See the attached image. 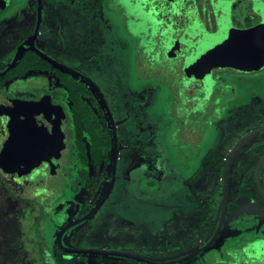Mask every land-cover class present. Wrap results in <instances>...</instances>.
Instances as JSON below:
<instances>
[{
	"label": "rangeland",
	"instance_id": "rangeland-1",
	"mask_svg": "<svg viewBox=\"0 0 264 264\" xmlns=\"http://www.w3.org/2000/svg\"><path fill=\"white\" fill-rule=\"evenodd\" d=\"M57 1L49 7L44 20V36L40 35L42 48L100 87L116 120L119 143L123 147L112 195L103 209L76 228L75 234L81 230L87 233L82 243L79 239L76 241L79 242L77 246L140 254V257L156 263L185 257L199 249L202 242L211 239L217 227L222 206L225 159L244 136L264 123L262 108L254 110L247 107L242 116L239 103L231 101L229 106L224 103L228 108L224 113L227 119L221 126L206 127L213 117H218V111L212 109L213 104L218 106L222 101L221 95L213 100L215 90L219 93L217 84L221 85V80L231 81L232 76H239L241 80L243 77L238 73L245 72L241 70L264 67L263 60L260 64L252 62L247 69L229 61L234 47V26L246 27L253 21L246 16L235 17L240 9L233 5L228 8L224 3L217 11V22L225 28L224 33L216 40H205L196 28L181 35L176 34L173 27L163 28L156 21L154 12H146L143 6L145 0H100L101 5L95 14L76 0ZM205 20L215 27L212 14H205ZM263 23L264 16L261 25ZM32 26L30 20L25 35ZM13 40L10 37L9 48ZM187 43L195 45V48L184 49ZM184 53L189 56L187 61L192 60L197 67L218 70V78L208 83L212 92L205 99L207 103L213 100L212 105L194 110L199 116L186 120L188 128L183 127V119L186 114L192 113L184 108L189 99H185L181 107L176 105L174 95L175 71L181 70L182 63H178V59L183 58ZM189 64L184 66L183 71L191 76L193 71ZM69 76L79 79L72 74ZM194 81L190 79L186 82L185 88L189 89ZM241 81L247 82L245 79ZM88 89L90 100L101 108L94 92ZM210 148L218 149L224 159L206 160ZM262 155L264 132L246 141L234 154L228 172L230 209L227 222L216 243L204 256L218 249L223 242L241 235L243 228H248L246 233L251 236L243 240L260 241L258 247L245 248L244 254L248 259L251 256L264 263V200L255 184V172ZM70 178L72 184L74 176L71 173ZM260 179L264 189V163ZM110 181L111 164L101 170L96 169L94 183L90 187L92 192L87 198L91 199L95 193L102 195ZM85 185L83 182L82 186ZM249 190L255 192L256 199L249 196ZM191 192L196 194L188 199ZM46 197L31 193L19 195L0 179V264H12L6 255L7 247L12 246L15 253L19 241L23 244L21 248H25L30 255L26 261L28 264H36V260L39 264H51L49 260L43 263L45 253L42 241L37 238L39 228H32L30 232L26 230L42 214L40 227L44 231V223L48 221V217L43 216ZM235 199L237 207L231 209ZM236 219L243 220L237 229L232 225ZM42 235L41 238H44L45 234ZM52 250L58 253L55 247ZM77 256L67 262L120 264L129 261L115 256ZM199 259L178 264H197Z\"/></svg>",
	"mask_w": 264,
	"mask_h": 264
},
{
	"label": "flooded vegetation",
	"instance_id": "flooded-vegetation-1",
	"mask_svg": "<svg viewBox=\"0 0 264 264\" xmlns=\"http://www.w3.org/2000/svg\"><path fill=\"white\" fill-rule=\"evenodd\" d=\"M76 1L82 6H85L87 11L89 10L91 14H95L96 11L99 10L98 6L101 5L100 0ZM57 3V0H0V74L4 73L11 66L4 75L0 76V160L9 143L12 131L24 114L20 108L17 109L16 103L31 105L32 103L42 102L43 105L38 111H40L41 115H43L42 117L45 118V124H47L48 121V129L54 130H52L51 133L53 137L48 139L46 144L49 146H59L58 152L50 150L46 154V160H44L39 167H33L31 170L16 169L14 171H7L1 164L0 179L7 187L17 192L19 195H29L31 193L35 196L39 194L47 196V203L43 207V216H47L48 221L44 223V231L40 227L43 219L42 214L38 215L36 221L31 224L32 226L30 225L31 228H28V230L30 232L32 228L35 230V227L39 226L37 237H41L43 236L42 234H45L42 239L47 244L43 247L45 253L43 256L45 259L51 261V264H56L58 260L63 261L65 264H69L67 261L73 260V258L78 257L77 255L83 254H69L61 249L59 246L60 232L69 227L73 222L86 216L96 206L105 192L100 196H97V193H95L91 199H88L87 196L92 190L83 187V182L79 179L80 171L78 168L77 141L74 138L72 126L73 116L71 113V101L68 88L69 78H71L69 76L70 73L42 59L27 44V41L31 40L36 49H39L56 60L42 48L40 35L44 36L43 25L44 20L47 18L49 7ZM224 3H227L228 8L233 5L234 8L238 7L240 9L237 13L238 15L236 13L234 14L235 17L241 18L246 16V18L253 21L252 24L246 27L234 26V40H232L234 42V47L232 46L233 52L229 60L230 63H232V65L237 64L243 69L250 67L252 62L260 64L262 62L260 59L250 61L251 63H242V61L245 59H243V57L246 56L248 48L253 46L251 45V40L255 33L252 32V30L262 23V18L264 16V0H145L146 5L144 4L143 6L146 7V12L155 13L154 16L156 17V21L164 26L163 28H167L168 26L173 27L176 34L179 35H181L182 32L186 33L187 30L196 28L202 32L201 35L206 38L205 40H216L225 30V28H221L217 22V11ZM205 14L213 15L214 28L210 26L209 19L205 20ZM229 15L233 16L232 13ZM30 20H32L33 26L31 31L25 35V30ZM255 21L259 23L255 24ZM207 22H209L208 25ZM159 28H161L160 25ZM151 31L152 29H150V32ZM10 37L14 38V42L10 44L9 48L8 41ZM18 38L20 39L17 44H15ZM215 45L218 46L217 43ZM191 46L193 49L195 48V45H191L190 43H187V45L183 47L184 49H189ZM196 51L197 50H195V52ZM190 52L191 54L193 53L192 51ZM187 57L189 56L184 53L183 58L178 59V63H182L180 64L181 70L178 72L175 68L177 77H174V81L176 82L174 91L176 105L182 107L184 105V100L189 99L187 106H184V108L185 110L189 109L190 112L192 111L191 115L186 114L183 119L184 128H188L185 124L187 119L191 120L199 116V113H195L194 110L210 107L214 98L219 97V95H221V103L218 106L216 104L212 105V109L218 111V117H213L209 124L206 125L207 128L209 126L213 127L216 124L221 126V123L227 119L224 113L228 110L227 105L229 106L231 101L239 103V113L242 116L245 115L247 107L254 110L260 107L264 112V67L260 69L256 68V70H250L251 68H248V70H241L245 72L238 73V75L243 77L241 80L245 79V81H247L245 83H240L241 80L239 76L236 78L232 76L233 79L231 81L221 80V85L217 84L219 85V93L215 90L213 100L207 103L205 99L209 95L208 93L212 92V90L210 91L209 89L208 83L218 78L216 74L218 70H204L193 64L194 62L192 60L187 61ZM56 61L59 62L58 60ZM203 61H205V59H203ZM187 63H190V68L193 71L191 76H188V74H185L183 71ZM258 64L256 66H258ZM228 70L232 72L235 71L232 69ZM190 79H195V81L189 89H186L185 83L190 81ZM73 80L80 83L82 79ZM248 98H250V100ZM225 102H227V105L224 104ZM200 117L203 119L202 116ZM261 128H264V123L254 127L253 131ZM212 149L214 148H210L207 152ZM34 162H36V159H34ZM70 173L74 176L72 184H70ZM194 175L195 172L193 176ZM190 178L191 177L188 179ZM241 191L238 192L237 199ZM249 192L253 193L252 199L257 198L253 190H249ZM195 194V192L189 193L188 199L194 197ZM237 199L232 201L231 209L237 207L235 204ZM106 203L90 219L103 209ZM260 206L263 209L261 204ZM229 207L228 211L230 209ZM90 219L66 229L61 237L62 245L68 249H91L107 252L116 251L107 248L93 249V247L79 248L77 246L79 242L82 243L84 241L87 233L81 230L75 234L74 231L81 224ZM242 221L239 219L234 220L232 222L233 227L235 225L236 229L239 228L240 222ZM226 222L227 217L224 225ZM91 230L92 228L89 229V232ZM247 230L248 228H243V235H238L236 238L223 242L218 249L204 256L206 252L210 251L211 247L209 250L190 260L201 258L197 264L200 262L201 264H264L251 256H249L250 261L244 254L245 248L250 246L258 247L257 244L260 241L256 239L243 240V238L251 236V234L246 233ZM77 240L79 242H76ZM209 241L210 239L205 243L202 242L200 247H203ZM53 247L56 248L57 254L53 252ZM21 252V247L17 246V251L15 252L16 256L19 257ZM22 254L25 260L30 259L27 250H24ZM135 255L140 256V254ZM94 256L101 257L102 255ZM190 260L187 261L189 262ZM187 261L185 262L187 263ZM120 264L138 263H135L133 259H129V261Z\"/></svg>",
	"mask_w": 264,
	"mask_h": 264
},
{
	"label": "water",
	"instance_id": "water-1",
	"mask_svg": "<svg viewBox=\"0 0 264 264\" xmlns=\"http://www.w3.org/2000/svg\"><path fill=\"white\" fill-rule=\"evenodd\" d=\"M252 32L255 33L253 34L254 37L251 40V45L253 46L252 47L250 46L248 48V52L246 53L244 61L246 63L260 59L263 60L264 62V23L263 25H261V27H257L256 29H253ZM27 44L42 59L85 81L93 89L98 99L100 100L111 125V133L113 138V151H112V160H111V181L109 183V186L105 191V193L103 194V196L97 202L96 206L82 219L77 220L76 222L70 224V226L66 228L68 229L71 226L77 225L83 221L90 219L109 199L110 195L114 190V186L116 183L119 154H120V150L123 147L119 143L118 127L116 120L108 104V101L105 95L103 94V92L101 91L100 87L90 78L83 75L81 72H78L72 68H69L57 62L56 60L52 59L51 57H49L47 54L43 53L39 49H36L31 40H28ZM10 68L11 66L4 73L0 74V76L4 75ZM16 104H17V109L20 108L24 112V114L21 116L20 120L17 122L16 127L11 133L9 143L2 155L1 164L3 168L7 171H14L16 169L31 170L33 167H39L41 163L44 160H46V154L50 150H54L58 152L59 146H49L48 144H46L48 139L53 137V135L51 134L53 129L51 130L48 129L49 128L48 121L47 124H45V118L42 117L43 115H41L40 111H38V109L43 105L42 102L32 103L31 105H24L18 103ZM261 132H264V128L250 132L249 134L244 136L230 151L229 157L226 159V164L223 169L222 206H221L219 222L212 238L203 247H200L199 249L193 251L192 253L186 255L181 259L173 260L165 263H156L146 258L140 257L138 255L124 253V252H116V251L107 252V251L91 250V249L80 250V249L65 248L62 245L61 237L66 229L60 232L59 246L61 247V249L65 250L69 254L73 253V254H85V255L89 254V255L115 256V257L133 259L148 264H178L190 260L200 255L201 253L209 250L219 238L228 214V207H229L228 172L234 154L246 141L250 140L252 137L260 134ZM34 159H36V162H34ZM263 163H264V155L261 157L257 165V169L255 172V184L264 200V189L260 179V173Z\"/></svg>",
	"mask_w": 264,
	"mask_h": 264
},
{
	"label": "trees",
	"instance_id": "trees-1",
	"mask_svg": "<svg viewBox=\"0 0 264 264\" xmlns=\"http://www.w3.org/2000/svg\"><path fill=\"white\" fill-rule=\"evenodd\" d=\"M68 88L71 101V113L73 116L72 126L74 138L77 141L78 168L80 171L79 179L82 182H85L87 188H90L94 183V172L96 169L101 170L111 163L113 151L111 125L99 99L98 101L102 109L100 106L99 108L101 111L103 110V116L100 114L98 106L90 100V91L88 88L92 91L93 89L86 82L83 81L82 83L80 81V83H77L69 78ZM216 158L224 159L218 149H212L207 153L206 160ZM225 163L226 161H224V164ZM249 196L253 197V193L249 192ZM38 228L39 226L35 227V230ZM26 230H28V228ZM26 233L27 232H25V234ZM15 238L17 239L16 236ZM37 238L42 241L44 246L47 244L41 237ZM16 239L14 240V243ZM20 245H23L22 241H19V246ZM24 250L26 249L21 248L22 252ZM37 250L38 248L34 251ZM22 252L20 256L17 257L13 252V247L9 246L7 247L6 255L10 261L12 260V264H28L26 262L28 260L23 258ZM34 258L36 257L34 256ZM35 263L39 264V261L36 260ZM43 263H47L45 257ZM56 264L65 263L58 260L56 261Z\"/></svg>",
	"mask_w": 264,
	"mask_h": 264
},
{
	"label": "crops",
	"instance_id": "crops-1",
	"mask_svg": "<svg viewBox=\"0 0 264 264\" xmlns=\"http://www.w3.org/2000/svg\"><path fill=\"white\" fill-rule=\"evenodd\" d=\"M236 204V203H235Z\"/></svg>",
	"mask_w": 264,
	"mask_h": 264
}]
</instances>
